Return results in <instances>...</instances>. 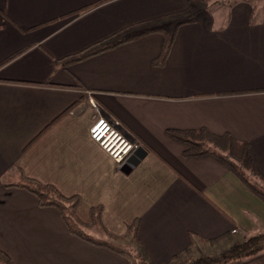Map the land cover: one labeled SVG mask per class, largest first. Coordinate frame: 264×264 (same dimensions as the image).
<instances>
[{"label":"crops","instance_id":"1","mask_svg":"<svg viewBox=\"0 0 264 264\" xmlns=\"http://www.w3.org/2000/svg\"><path fill=\"white\" fill-rule=\"evenodd\" d=\"M120 38L130 40L68 63ZM98 118L144 145L115 163L90 138ZM200 129L248 142L264 174V1L0 0V249L14 264H130L73 237L57 211L15 186L23 177L78 196L84 223L101 206L105 229L124 236H104L117 244L134 242L138 219L137 251L152 264L198 253L203 240L264 233V201L220 163L184 159L166 135ZM242 264H264V252Z\"/></svg>","mask_w":264,"mask_h":264},{"label":"trees","instance_id":"2","mask_svg":"<svg viewBox=\"0 0 264 264\" xmlns=\"http://www.w3.org/2000/svg\"><path fill=\"white\" fill-rule=\"evenodd\" d=\"M98 4H101V2L81 8L74 13H84ZM151 32H154V30ZM129 40L130 39L122 38L117 40L111 39L97 47L78 53L71 58L68 63L80 62L94 57L103 52L115 49ZM171 41V38L165 39L162 51L159 57L153 61V65H164L171 48ZM26 49L27 48L18 52L14 56L17 57ZM5 63L6 61L3 62V64ZM73 105L74 104H72V106ZM72 106L68 107L63 113L69 111ZM166 135L173 141L184 146L185 149L182 152V157L184 159L194 160L208 158L220 163L237 176L251 192L259 196L264 201V189L262 190L260 188V185L262 183L264 184V174L258 168L257 162L251 152V146L248 142H238L229 134H224L222 136L213 135L204 129L196 131L170 130L167 131ZM139 143L144 145L141 141ZM248 174L253 178L254 182L256 181L255 183L249 180L247 176ZM15 186L33 195L39 207L52 208L57 211L67 232L83 242L97 247L112 248L106 243H102L86 233L87 230H93L95 228L99 229L109 239L115 241H121L124 239V236H114L105 229L102 223L101 206L91 208L89 212V221L84 223L77 217L76 214L77 207L80 203V198L78 196L66 197L62 195L55 186L43 184L37 180L26 177H23V182L21 184H16ZM138 226L139 220L136 219L127 230V232L133 236L136 243H139L137 239ZM227 237L229 236L225 235L215 240L203 241L210 245H215L221 243V241ZM115 251L123 254L121 250L115 249ZM261 252H264V233L259 236L249 237L246 240L230 247L216 259L202 257L195 258L191 254L190 249H187L183 253L182 257L174 256L172 264H242L245 260L254 257ZM143 260L144 261L141 262V264H152L145 257ZM0 264H14L11 257L2 249H0Z\"/></svg>","mask_w":264,"mask_h":264},{"label":"built area","instance_id":"3","mask_svg":"<svg viewBox=\"0 0 264 264\" xmlns=\"http://www.w3.org/2000/svg\"><path fill=\"white\" fill-rule=\"evenodd\" d=\"M90 102L93 103L92 100ZM89 135L91 140L119 165L127 162L128 158L140 148L138 142L130 141L125 137L116 120L98 118L90 127Z\"/></svg>","mask_w":264,"mask_h":264},{"label":"rangeland","instance_id":"4","mask_svg":"<svg viewBox=\"0 0 264 264\" xmlns=\"http://www.w3.org/2000/svg\"><path fill=\"white\" fill-rule=\"evenodd\" d=\"M252 1L255 4H259V3L263 2L264 0H252ZM221 2L223 3V1H221ZM227 12H228V7H224L221 9V11L219 13H217L218 19L216 21V25H219L223 21L224 14H226ZM172 26H173L172 24H168V22H167L162 27V29H164L166 31L168 29H171ZM247 176H248L250 181L254 182L253 178L249 174ZM89 234L93 237H96V239L101 241L102 243H106L110 247H113L116 249L118 248V250L120 249L124 254H126L127 258L129 259L130 264H141V262L144 261L143 260L144 257L140 256L139 252L137 251V246H136L137 243L135 244V240L133 242L132 239H130L131 237H129V240L117 244L115 241L109 240L106 237H104L105 235L103 233L101 234L100 230L97 228L93 229L91 232H89ZM261 234H263V233H257L255 235H249L246 238L259 236ZM237 241H239V240H237ZM237 241H233V242L224 241L221 244L218 243L215 245H210L208 243L205 245H200L198 247V250H199L198 253L194 252L195 249L192 250L194 252V255H193L192 251L191 250L190 251H191V254L193 255V257H195V258L197 256V257H202V258H210V259L215 258L216 259L223 252H225L227 249L238 244ZM135 253H137V254H135Z\"/></svg>","mask_w":264,"mask_h":264},{"label":"water","instance_id":"5","mask_svg":"<svg viewBox=\"0 0 264 264\" xmlns=\"http://www.w3.org/2000/svg\"><path fill=\"white\" fill-rule=\"evenodd\" d=\"M138 163L137 159L136 158H133V160L131 161L130 160V166L129 167H125L124 170L126 172L130 171L132 169V167H134L136 164Z\"/></svg>","mask_w":264,"mask_h":264}]
</instances>
